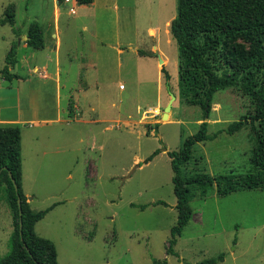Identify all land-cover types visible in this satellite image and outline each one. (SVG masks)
Wrapping results in <instances>:
<instances>
[{
	"label": "rangeland",
	"instance_id": "374dc122",
	"mask_svg": "<svg viewBox=\"0 0 264 264\" xmlns=\"http://www.w3.org/2000/svg\"><path fill=\"white\" fill-rule=\"evenodd\" d=\"M10 4L18 33H24L30 22L39 21L48 38L52 0H0V19ZM68 5L64 0L59 3L60 59L63 69L69 68L67 82L74 83L77 77V86L87 81L89 87L78 94V117H66L69 109L76 111L77 96L67 99L63 89L62 107L69 99L72 105L69 102L71 106L62 115L67 122L55 124L60 159L50 160L49 153L47 167H40V173L28 182L33 193L29 201L32 209L56 203L35 224L34 231L54 243L57 264H153L154 259L164 258L166 264H197L221 253L223 260L214 264H264L262 189L218 196L214 186L205 197H194L190 201L192 217L174 246L178 255L167 253L177 209L170 158L162 148L179 149L183 137L196 132L203 117L200 107L179 104L176 99L172 118L170 111L168 118L161 120L169 91L175 95L178 91L177 44L170 30L168 41L163 36L176 14V0H96L85 7L76 4L75 14L68 13ZM167 17L169 22L160 31L157 25ZM83 24L87 30H82ZM19 37L13 27L0 22V71L7 51L13 43L18 45ZM159 44L168 57L162 54L170 79L163 78L158 91L155 82L148 83L137 75V56L129 45L138 54H151ZM31 51L35 50L18 49L21 62L12 72L28 74L23 55ZM71 57L86 61L67 63ZM149 73L156 78L155 65L151 69L146 65L147 78ZM1 78L0 88L11 85L9 92L17 89L15 81L9 84ZM213 102L207 120L209 134L238 119L249 105L248 99L234 88L217 91ZM97 112L104 121H87ZM141 115L143 120L139 119ZM128 117L138 118V122L126 125L124 119ZM247 134L248 130L242 129L196 143L193 154L203 156L202 171H251L252 143ZM51 135L56 136L54 131ZM53 146L49 143L46 147L49 150ZM157 148L160 152L145 162ZM12 229L6 195L0 189V257L8 250Z\"/></svg>",
	"mask_w": 264,
	"mask_h": 264
},
{
	"label": "trees",
	"instance_id": "16d2710c",
	"mask_svg": "<svg viewBox=\"0 0 264 264\" xmlns=\"http://www.w3.org/2000/svg\"><path fill=\"white\" fill-rule=\"evenodd\" d=\"M76 1L90 4L93 0ZM14 21L13 5L10 4L0 22L9 24L20 36ZM169 30L177 44L178 102L200 107L203 112L197 131L183 137L179 149L166 151L173 172L177 209V220L167 241V253L178 255L174 246L192 217L190 201L194 197H205L214 186L218 196L237 190H264V0H176V14ZM26 34L25 42L29 47H45L44 30L37 21L29 23ZM17 47V43H13L5 55V66L0 71L4 79L20 77L11 71L18 62ZM161 71L169 81L170 75L164 66ZM227 88H234L245 96L249 101L248 109L238 119L209 134L204 118H209L216 92ZM72 112L69 109V113ZM242 129L248 130L247 136L252 143L249 157L252 170L216 174L202 171L200 161L203 156L194 157V145L215 139L222 133L236 134ZM160 150L155 149L145 162ZM21 179L20 128L17 124H0V189L5 192L13 226L7 240L8 250L0 257V264H57L54 243L34 231L35 224L56 203L44 209H32ZM223 258L224 253H221L197 264H214ZM166 262L165 258L153 260V264Z\"/></svg>",
	"mask_w": 264,
	"mask_h": 264
},
{
	"label": "crops",
	"instance_id": "0c3cea01",
	"mask_svg": "<svg viewBox=\"0 0 264 264\" xmlns=\"http://www.w3.org/2000/svg\"><path fill=\"white\" fill-rule=\"evenodd\" d=\"M73 1H75L74 5L76 8V4L81 6L83 5L85 7L86 5L94 4L96 0H93L90 4H79L76 0ZM52 2L53 15L51 24L49 25L51 28L48 30V38L46 37L44 31L46 41L45 47L41 49H33L35 51H31L32 53L28 52V54L23 55V64H25L23 65V67H26L28 69V74L14 72L20 77L13 78L12 80L1 78V80L8 82L9 84L12 83V81H15L17 84V89L12 92H9V88H13L11 87V85H5L4 87L0 88V124H17L20 128L22 167L21 182L23 192L27 196L28 201L33 198V193L28 186V182L30 181V178L40 173V167H47L46 156L51 153L52 157L50 160H57L58 162L57 158L60 159V157L57 156V154L60 152V147L57 145L58 136L57 130L55 129V124L67 122V120H65L62 115H64L65 108H68L69 102H71V100L69 99L68 102H64L65 105L62 107L63 89L66 90L64 96L67 99L69 97H71L72 99L73 95L77 96L74 103L76 111L73 110L72 113H69V111H67L66 117H68L69 114H71L72 117H78L79 115H81V109L77 102L78 94L85 93L89 87L87 81H83L82 86H77V77L76 82L74 83L66 81V75L69 71V68L63 69L62 60L60 59L62 38L60 28L61 10L59 8V3H61L62 1L60 2L59 0H52ZM115 8L118 7L116 6ZM68 13L71 14L69 10ZM167 22H169L168 17L164 20L162 25L161 22H159L157 26L160 28V31L164 29V25L166 26ZM40 25L42 26L43 30H45L44 26L42 24ZM82 30H87V25L83 24ZM26 33L27 29L19 37L21 38V41L20 43H18L17 53L18 49L24 48L25 50L31 48L26 44V40L23 39L24 36H27ZM163 34V36H166V40L168 41V35L170 34L169 27L167 33ZM129 48L137 56V75L143 77V81H148V83L155 82L157 90L159 91V88L161 89L162 86L161 82L164 78L161 69L162 66H164L165 69L167 66V64H161L158 61V55L162 58V54H165L161 44H159V46H154L156 50L158 49L159 53L155 49H152L151 54H146L144 52H142V54H138L137 51H133L131 45H129ZM36 50L39 52H37ZM117 51L122 52V49L117 48ZM38 53L41 54L40 57L37 56ZM74 57L76 58V56ZM20 59L21 58L18 56V62L16 63V65L20 64ZM162 60L165 61L164 59ZM75 61H79L80 64H84L86 59H73V57H71L66 60L67 63H74ZM146 65L149 66L150 69L153 65H155V79L153 78L152 73L151 76L149 73V78L145 76ZM120 89H122V87ZM4 90H6L8 93H4ZM176 93V99L178 100V91ZM159 99L160 96L158 95V104ZM173 106L174 105L172 103L171 118L173 116ZM138 107L140 106L138 105L137 108ZM150 109H155V106ZM90 110L92 112H95V108L93 106H90ZM96 115L97 116L88 119L87 121L92 123L105 120L104 118L98 117V112L96 113ZM116 119L119 120V118ZM139 119L143 120L142 115L139 117ZM124 122L126 125H130L138 122V118L131 119V117H128L124 119ZM49 128L50 130H48ZM52 131L55 132V137L51 135ZM49 143L54 144V146L53 148L48 150L46 146ZM163 151L166 152L167 149Z\"/></svg>",
	"mask_w": 264,
	"mask_h": 264
},
{
	"label": "water",
	"instance_id": "95a60500",
	"mask_svg": "<svg viewBox=\"0 0 264 264\" xmlns=\"http://www.w3.org/2000/svg\"><path fill=\"white\" fill-rule=\"evenodd\" d=\"M24 40H27L28 39V36H24L23 37ZM21 41V38L18 39V43H20ZM158 61L159 63H163V60L162 58L158 55ZM176 100V95L172 92V91H169V99L166 103V105L164 106L163 108V112H162V115H161V120H166L168 118V113L171 111V107H172V103ZM208 118L205 117L204 118V121H207ZM10 177H11V180L13 182V185H14V188L15 190H17V185L15 183V180L12 178L11 174L9 173ZM18 204L20 205V201L18 199ZM20 226H21V223H20Z\"/></svg>",
	"mask_w": 264,
	"mask_h": 264
},
{
	"label": "built area",
	"instance_id": "2783aa9c",
	"mask_svg": "<svg viewBox=\"0 0 264 264\" xmlns=\"http://www.w3.org/2000/svg\"><path fill=\"white\" fill-rule=\"evenodd\" d=\"M65 3L69 4L68 5V10L71 14L76 12V8H75V1L73 0H64Z\"/></svg>",
	"mask_w": 264,
	"mask_h": 264
}]
</instances>
